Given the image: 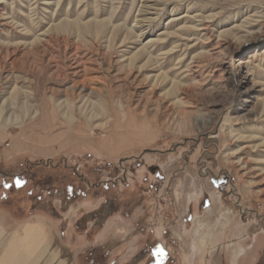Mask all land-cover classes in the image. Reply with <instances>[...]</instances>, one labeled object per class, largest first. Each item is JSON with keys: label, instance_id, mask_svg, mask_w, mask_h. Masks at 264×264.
Returning a JSON list of instances; mask_svg holds the SVG:
<instances>
[{"label": "rangeland", "instance_id": "374dc122", "mask_svg": "<svg viewBox=\"0 0 264 264\" xmlns=\"http://www.w3.org/2000/svg\"><path fill=\"white\" fill-rule=\"evenodd\" d=\"M0 211L68 263L264 264V0H0Z\"/></svg>", "mask_w": 264, "mask_h": 264}, {"label": "crops", "instance_id": "0c3cea01", "mask_svg": "<svg viewBox=\"0 0 264 264\" xmlns=\"http://www.w3.org/2000/svg\"><path fill=\"white\" fill-rule=\"evenodd\" d=\"M2 212L0 264H73L57 252L59 239L49 222L39 217H11L8 212Z\"/></svg>", "mask_w": 264, "mask_h": 264}]
</instances>
